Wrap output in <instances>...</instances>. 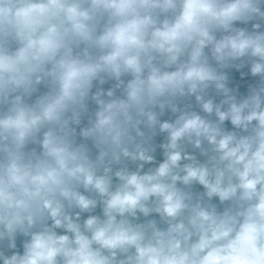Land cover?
<instances>
[{"label":"clouds","instance_id":"1","mask_svg":"<svg viewBox=\"0 0 264 264\" xmlns=\"http://www.w3.org/2000/svg\"><path fill=\"white\" fill-rule=\"evenodd\" d=\"M0 264H264V0H0Z\"/></svg>","mask_w":264,"mask_h":264}]
</instances>
